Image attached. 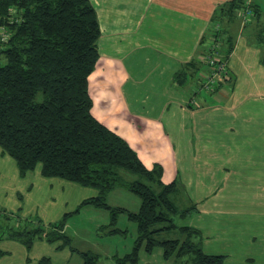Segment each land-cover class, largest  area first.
Listing matches in <instances>:
<instances>
[{
    "label": "crops",
    "instance_id": "1",
    "mask_svg": "<svg viewBox=\"0 0 264 264\" xmlns=\"http://www.w3.org/2000/svg\"><path fill=\"white\" fill-rule=\"evenodd\" d=\"M229 1L91 0L101 36L89 92L94 117L135 145L146 167L149 152L157 150L152 143L176 142L168 149L173 172L166 174L197 205L182 220L196 222L186 226L202 231L206 253L220 238L229 247L225 264H264V0H247L255 10L221 24L234 40L226 78L207 88L210 68L201 64L212 43L213 14ZM1 155L8 154L1 149ZM17 169L21 179L29 173ZM20 210L0 206V218L9 222ZM207 217L213 219L209 228ZM55 223L45 227L41 218L29 217L23 229L6 234L0 225V264L12 253L5 247H18L5 241L27 252L37 242L53 244L35 238L29 248L21 234ZM58 242L56 250L67 248ZM30 262L27 256L21 264ZM51 262L43 257L37 264Z\"/></svg>",
    "mask_w": 264,
    "mask_h": 264
},
{
    "label": "trees",
    "instance_id": "2",
    "mask_svg": "<svg viewBox=\"0 0 264 264\" xmlns=\"http://www.w3.org/2000/svg\"><path fill=\"white\" fill-rule=\"evenodd\" d=\"M246 2L231 0L216 9L213 42L204 48L203 56L227 65L234 40L220 27L255 10L254 4ZM2 29L7 40L2 43L0 36V147L15 160L21 174L40 165L44 177L96 189L98 194L83 200L81 207L109 211L112 224L118 214L127 213L137 223L139 236L119 264H137L140 249L150 253L157 246L166 259L183 264H225L226 255L205 252L201 230L177 224V218L197 211L195 203L181 210L171 199L181 190L179 183L165 184L160 165L147 168L127 141L92 114L89 77L100 58L101 29L91 0H0ZM123 173L140 176L146 183L140 177L128 181ZM115 189L136 194L141 199L139 211L109 205L108 195ZM67 216L49 229L39 226L21 234L23 241L29 248L35 238L68 246ZM170 230L180 237L158 238ZM118 233L125 232L109 231ZM80 254L82 264L97 263L96 255Z\"/></svg>",
    "mask_w": 264,
    "mask_h": 264
},
{
    "label": "rangeland",
    "instance_id": "3",
    "mask_svg": "<svg viewBox=\"0 0 264 264\" xmlns=\"http://www.w3.org/2000/svg\"><path fill=\"white\" fill-rule=\"evenodd\" d=\"M249 18L251 19V16ZM5 32L6 30L2 29L0 36ZM6 40H2V43ZM193 83H196V81ZM199 88L204 90L203 93H206L205 90L207 89L204 87ZM98 97L100 96H96V104L99 105L100 101ZM128 144L138 152L135 145L133 147L130 142ZM152 144H157V150H151L149 152L150 157L146 159L150 164L149 169L160 165L163 168L162 181L168 184L170 182L168 174L173 172V167L169 161L168 149L171 152L177 144L176 142L165 143L163 141ZM159 149H163L162 152H158ZM171 158L173 159V153L171 154ZM123 177L128 181H134L140 176L123 173ZM140 179L142 178L140 177ZM155 190L157 191V189ZM181 193L182 190L179 191L178 195L171 196V199L174 200L181 210L191 207L192 202ZM97 194L98 192L94 188L83 187L57 177H43L40 165L34 171H30L24 179H21L19 178L15 160L9 155L2 156L0 147V206L13 212L21 209L17 213L18 218L12 219L9 222L0 218L1 234H6L12 228L19 227V229H23L24 221L29 217L41 218L43 226L47 227L50 223L63 220L65 214H69L66 219L65 234L70 238V244L63 251L56 250L59 242L53 244L37 242L33 250L27 252L19 244L5 241L4 243L6 244L18 247H5L11 248L9 250L12 253L9 258L3 259V264H7V262L8 264H21V262H25L27 256L31 259L29 264H37L43 257H50L52 261L50 264H82L83 259L80 254L82 252H90L96 255L98 258L96 264H119L118 259L123 258L133 250L139 236L138 225L129 219L127 213L118 214L115 224H112V216L109 211L91 205L81 207L83 200ZM107 203L112 207L123 208L133 213L138 212L141 207V199L136 194L124 189H116L111 192L108 195ZM192 221L189 218L186 220L177 218L176 222L179 226H186ZM212 221L213 219L207 217L203 221V224L209 228ZM18 223H22V225L20 226ZM192 223L196 222L193 221ZM114 228L120 229L125 233L110 235L109 231ZM208 228L206 229L212 231V229ZM178 237H180L179 232L170 230L164 232L158 238L160 240H167ZM256 242H261V239ZM227 245L224 240L218 238L216 241L213 238L207 248V253L228 255L229 247ZM69 248L74 251H71ZM137 264L183 263L173 258L166 259L163 255V249L157 246L150 253L146 252L143 248L140 249Z\"/></svg>",
    "mask_w": 264,
    "mask_h": 264
},
{
    "label": "built area",
    "instance_id": "4",
    "mask_svg": "<svg viewBox=\"0 0 264 264\" xmlns=\"http://www.w3.org/2000/svg\"><path fill=\"white\" fill-rule=\"evenodd\" d=\"M249 11H246V13L243 16H246ZM7 39V34L2 33V40ZM201 60H204L210 68V74H208L207 78L208 82H206V87L209 88V85L212 83L213 80H217L218 78L221 79L223 75H225L227 66L225 63L217 61L215 58L211 56H203Z\"/></svg>",
    "mask_w": 264,
    "mask_h": 264
},
{
    "label": "bare ground",
    "instance_id": "5",
    "mask_svg": "<svg viewBox=\"0 0 264 264\" xmlns=\"http://www.w3.org/2000/svg\"><path fill=\"white\" fill-rule=\"evenodd\" d=\"M206 84V83H205ZM212 85V84H211ZM210 86V85H209ZM212 89V88H211Z\"/></svg>",
    "mask_w": 264,
    "mask_h": 264
}]
</instances>
